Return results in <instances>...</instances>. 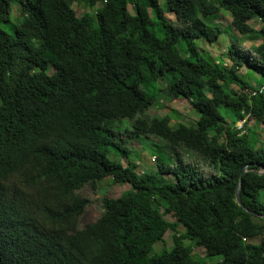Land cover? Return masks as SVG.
Masks as SVG:
<instances>
[{
	"label": "trees",
	"instance_id": "obj_1",
	"mask_svg": "<svg viewBox=\"0 0 264 264\" xmlns=\"http://www.w3.org/2000/svg\"><path fill=\"white\" fill-rule=\"evenodd\" d=\"M73 3L93 13L77 16ZM12 6L20 26L9 22ZM220 10L250 43L230 42L228 68L195 43L214 44ZM243 66L264 86V0H0V264H201L184 239L217 264H264V147L235 126L264 124V92L250 94ZM161 95L186 99L195 123L146 115ZM124 119L128 139L161 142L153 172L136 173L116 143L113 124ZM111 146L126 166L106 157ZM182 153L216 174L203 180ZM244 169L239 196L254 214L235 202ZM105 178L129 189L103 198L99 218L77 229L89 203L77 191ZM166 230L172 248L151 255Z\"/></svg>",
	"mask_w": 264,
	"mask_h": 264
},
{
	"label": "rangeland",
	"instance_id": "obj_2",
	"mask_svg": "<svg viewBox=\"0 0 264 264\" xmlns=\"http://www.w3.org/2000/svg\"><path fill=\"white\" fill-rule=\"evenodd\" d=\"M162 3L163 0H160L161 5ZM72 9L74 10L77 16H81L83 12L93 13V9L87 7L86 3H73ZM128 10L129 12H132L131 5H128ZM164 16L172 23L176 21L175 16L172 13H165ZM9 22L18 24L17 26L21 25L19 24L20 18L18 16V11L14 6H12L11 8ZM230 22V14L224 10H220L218 16L214 20V23L221 27L222 33L218 35V38L214 42V44H208L203 39L195 40V43L199 47L201 54H203L204 56L206 54L210 55L209 57L214 59L215 63H219V65L222 64L223 66H225V68H228L230 62L223 57L224 55H222V53L226 52V48L229 46L230 42L233 39L237 38V40H239V45L245 50H247L250 45V43L244 40V38L241 37L231 27ZM248 23L254 29H258L260 27V23L258 20H251ZM3 27L7 29L5 24L3 25ZM255 43L258 44L259 41H256ZM176 47L179 53L183 55V46L181 44H177ZM238 72L240 75L246 78L248 84L251 87H256L258 76L255 73L250 72L244 66L241 67ZM49 73H52L51 68H49ZM165 85L166 82L164 80L158 81L159 88H164ZM232 87L238 90L236 86ZM146 115H148L149 117L168 116L170 118L169 123L171 126H175L177 124L192 125L197 119V114L191 108L190 104L186 99L177 98L170 100L168 98H164V96L162 95L159 96L156 102L150 108L147 109ZM228 123L230 124L229 121ZM126 129H130V122L126 119L116 121L113 124V131L118 135V137L116 138V143H119L120 147L127 148L129 150L127 156L129 160H131L137 165V168L135 170L136 173L153 172L156 168V162L154 160L157 157V147L161 146V142L155 137L147 138L139 136L136 139H128L127 135L124 133ZM243 129H245L246 132H248V130H252L254 132L253 134L255 136L250 133L249 138L253 139L256 137V147H264V124L255 121V119L253 118L246 117L245 121L242 123V130ZM160 149L161 150H159L158 148V153L159 151L162 152V150H164L162 148ZM161 154H164L166 157V153L164 151ZM106 157L110 161L120 163L122 166H126L127 164V159L123 158L121 152L114 146H111L109 148V151L106 153ZM182 158L185 164L189 163L195 168H197L199 173L202 175L203 180L206 178H212L216 174L212 169L208 168V166L201 159L190 153H182ZM166 163L167 165H170L171 162L166 158ZM165 177L170 181L174 180L171 175L165 174ZM128 189V184L120 185L114 183L111 178H105L102 181L97 182L95 184V188H92L89 185H85L82 189L77 191V194L89 200V203L86 205L83 213L79 216L77 220V229H82L85 225L91 224L99 218L102 212L101 200L103 198H117L123 191H126ZM158 210L162 211V208L158 206ZM163 218L167 222L174 221V217L172 216V214H165L163 215ZM177 230V233L179 234L183 232L182 227H179ZM173 233L174 232L172 230H166L162 237V242H158L153 246L151 255L158 254L162 248H165L167 251H169L173 245ZM261 239V237H256L250 242L256 244L259 243ZM183 244L191 247V254L193 258L201 262V264H217L219 260L218 257L207 258L204 249L195 246L193 242L189 239H184Z\"/></svg>",
	"mask_w": 264,
	"mask_h": 264
},
{
	"label": "water",
	"instance_id": "obj_3",
	"mask_svg": "<svg viewBox=\"0 0 264 264\" xmlns=\"http://www.w3.org/2000/svg\"><path fill=\"white\" fill-rule=\"evenodd\" d=\"M258 169H259V170L256 171L257 174H261V173L264 172V167L259 166ZM245 172H246L245 169L242 170V172H241V174H240V178H239L238 183H237V186H236V188H235V202L237 203V205H238L239 207L243 208L248 214H254V213H252L251 211L247 210V209L243 206V204H242V202H241V200H240V196H239V187H240V182H241L240 179H241V176L243 175V173H245ZM260 217L264 219V215H261Z\"/></svg>",
	"mask_w": 264,
	"mask_h": 264
},
{
	"label": "built area",
	"instance_id": "obj_4",
	"mask_svg": "<svg viewBox=\"0 0 264 264\" xmlns=\"http://www.w3.org/2000/svg\"><path fill=\"white\" fill-rule=\"evenodd\" d=\"M255 88H256V89H254V90H252V91L249 90L251 95H254V94H256L257 92H258V93L264 92V86H261V87H255ZM245 119H246V117H245ZM245 119H244V120L237 121L236 124H235V126H236L238 129H242V123L245 121ZM241 132H243V130H242Z\"/></svg>",
	"mask_w": 264,
	"mask_h": 264
}]
</instances>
